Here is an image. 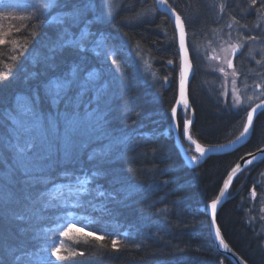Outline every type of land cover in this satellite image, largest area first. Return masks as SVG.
Listing matches in <instances>:
<instances>
[{"label":"trees","instance_id":"obj_1","mask_svg":"<svg viewBox=\"0 0 264 264\" xmlns=\"http://www.w3.org/2000/svg\"><path fill=\"white\" fill-rule=\"evenodd\" d=\"M41 2L49 8L42 9ZM169 3L184 17L196 72L200 44L226 33L241 39L251 35L257 39L245 43L235 68L239 79L264 82V0L255 6L252 0ZM0 40V153L14 159L6 173L9 182L0 189V264H26L28 248L35 247L34 224L46 222L41 209L51 197L44 188L54 169L61 170L60 179L90 178V194L80 197L97 219L92 235L77 236L60 249L66 259L59 264H233L215 246L206 209L232 166L264 146V111L244 145L209 155L197 168L198 176L185 167L174 137L166 133L177 100V35L155 0H0ZM142 61L150 63L149 73L141 70ZM49 83L61 86L58 103L72 110L68 116L61 113L75 136L63 147L47 139L57 135V125L46 119L50 94L45 96L43 88ZM209 91L195 74L189 86L192 129L205 145L225 143L245 121L219 100L215 105L210 95L219 96ZM21 99L33 107L6 113ZM78 102H87V108L74 109ZM39 117L37 124L34 118ZM29 141L37 148L21 154ZM84 145L93 147L83 150ZM105 145L93 166L82 165L81 157ZM259 170L244 185L233 183L234 195L217 215L223 238L249 264H264V178ZM108 181L114 190L104 196L100 186ZM21 210L28 213L27 223L14 218ZM106 224L116 227L114 232L104 234ZM112 236L118 238L115 251L110 250Z\"/></svg>","mask_w":264,"mask_h":264},{"label":"bare ground","instance_id":"obj_2","mask_svg":"<svg viewBox=\"0 0 264 264\" xmlns=\"http://www.w3.org/2000/svg\"><path fill=\"white\" fill-rule=\"evenodd\" d=\"M155 3H156V0H155ZM154 9H155V7H154ZM156 10L162 12L160 10L159 5L157 3H156ZM177 13H179V12H177ZM180 16L183 19L184 24H185V31H186V37H187L188 36V32H187L186 23H185V20H184L183 15L180 14ZM170 20H171V22H172V24H173V26L175 28L176 35H177V30H176V27H175V23L172 21V19H170ZM60 37H62L61 34H60V36L57 37V39H60ZM209 41H211V40H209ZM216 42H217V40H215L214 43H212V45L215 44ZM177 45H178V49H179L178 38H177ZM197 51H198L197 52V56L198 55H200L202 57L206 56V52L207 51L204 50L203 48H201V49L198 48ZM259 51H261V50L259 49ZM189 53H190L191 61L194 64V62L192 60V53H191L190 48H189ZM203 53H204V56H203ZM179 55H180V49H179ZM130 56H132V55H130ZM180 59H181V55H180ZM149 65H150V63L148 64V63L142 61L139 66H140L141 70H145L144 72L149 73V71L147 70L148 67H149ZM194 66H195V64H194ZM198 66L199 67H198V71L197 72H196V67L194 69V75H193V77L195 76V74H200V76H201L202 71H203L202 69L204 68V61L201 60V64H200V61H199L198 62ZM179 77L180 76H179V73H178V77H177L178 84H177V97H176V99H178V94H179ZM262 79H264V75H263ZM96 81H97V83H99L98 80H96ZM104 82H105V78L103 77L102 79H100L101 87H102V85H103ZM262 83H263V81L262 82L260 81V82H257V83L252 82V83L247 84L245 86L248 87V86L251 85V87H259V85H261ZM101 87H99V90L103 89ZM95 89H97V91H99L98 90V87H96ZM59 90H61V86L60 85L49 83L46 86H44V88H43V94L45 96L47 94L48 95L50 94V98L48 99V102H49L48 103V107L51 110V114H48L46 116V119H47V121L53 122V125L54 124L57 125V127L55 126V128H54V131H55V133L57 135H50V136L47 137V139L49 141H51L52 144L58 143V145L60 147H63L66 144H68V142L72 138H74L75 136H73V134H72L73 133V127L71 125H68L65 122V117H63V115L61 114L64 111V113H67V116H68V114H71V111L72 110H70L69 107H66V106L65 107H62L60 105V102L58 103V101L61 100V98L59 97V95H60ZM262 90L264 91V87H262ZM70 92H74V90H70ZM75 99L80 100L81 99V95L78 94ZM246 99H247V97L244 95L243 100H246ZM251 103H257L258 104L259 101H250V103H248L247 105H249ZM182 104H185V101H183ZM247 105L246 106H243V107H240L238 109L239 115L243 116V120L245 122H246L247 113L250 112L249 111V106H247ZM87 106H88V103L87 102H85V103L78 102L75 105H73L74 109H79L80 107H81L80 109H83V108H87ZM32 107L33 106H31V102L30 101H28L27 99H23V100L21 99L13 107H9L6 110V113H8V114L18 113L19 114V113H23V112H26V111L30 110ZM227 108H230L231 110H235L236 109V108L230 106L229 104L227 105ZM172 110H173V108H172ZM77 111H79V110H77ZM262 111H264V109L261 110V111H259V113L262 112ZM192 112H193V114L195 116V112L193 110V107H192ZM259 113H258V115H259ZM61 115H62V117H61L62 120L59 119V117ZM258 115H257V117H258ZM69 116H70V119H73L75 121V123L77 124V122H78L77 121V118L74 115H69ZM170 117H172V113H170ZM257 117H256V119H257ZM40 120H41L40 117L39 118H34V122H36L37 124L40 123L39 122ZM245 122H243V124L241 125V129H240L238 135L241 133V131H242L244 125H245ZM36 123H32V124H36ZM32 124H28V125H32ZM254 125H255V123H254ZM28 128H30V127L28 126ZM87 130H89L90 132L94 131V129H92L91 127H89ZM253 130H254V128H253ZM57 131H59V133ZM237 136H235L234 138H232L231 140H229L227 142H230L232 140H235V138H237ZM240 137H241V135H240ZM227 142H225V143H227ZM221 144H223V143H221ZM90 147H93V146L92 145H84L82 147V149L85 150V149L90 148ZM108 149L111 150V148H108ZM106 150H107V146L105 145L104 148L101 147V150L100 151H98L96 149V151H94V152H92V153H90V154H88L86 156L81 157L82 162H84V163H82V165L90 168L91 166H93V164H95L94 162L97 161V160H95V157H98L99 158L100 157L99 155L101 154V152L102 151L106 152ZM74 156H76V155H74ZM12 162H14L13 156L10 153H6L3 156V151L1 150V153H0V164H1L0 165V189H1V187H2L3 184L5 185L6 182H9V180H8L9 179L8 178L9 175L6 174V173H7V171H9V168H10L9 165L12 164ZM60 171L57 170V169H54V170L51 171L52 173H50V175L48 177L47 185L49 186V194L51 195L50 196L51 197L50 198L51 200H50V204L49 205H47V203H46V206L43 207V210L53 209V213H56V214L67 211L68 209H70V207H72V205H74L77 202V199L75 198L76 196L74 197L73 196L74 195L73 193H76V194L82 193L83 195L90 194V191L88 190L87 185H80V187H76V188L70 190L73 193H71V192L68 193V194H70L69 195L70 196V201L67 202L63 206H59L60 203L62 202L64 196H65V190H66V188L62 184L61 179L59 178V172ZM62 178H65V177H62ZM71 179L74 180V181H76V182H78L79 184H82L85 181V179H86V174H78L75 177H72ZM36 188H37L36 185H33V188L32 189L35 190ZM112 190H114V187L111 185L110 181L106 182V186L105 185H101L100 186L101 194L104 195V196L111 195L113 193ZM45 199H46V197H45ZM22 203H24V202H20L18 204L19 205H22ZM14 209H16V208H14V205L12 204V210L14 211ZM14 218L17 219V220H22V223H24V222L27 223L28 222L27 221V219H28V213L26 211H24V210L17 211V213L15 214V217ZM105 222H107V221H103L104 224H105ZM114 229H116V227H113L110 224H106V227H105L103 233L104 234H110L111 232H114ZM30 235H31V233H30ZM38 239H42V237H38ZM113 239L118 240V238L112 236V240ZM35 250L38 251V248H35ZM110 250L111 251H115V249H113L111 245H110ZM30 255H32V254H30ZM38 264H59V261L52 255V252H51L50 249H45L43 251L42 255L40 256V259L38 261Z\"/></svg>","mask_w":264,"mask_h":264},{"label":"rangeland","instance_id":"obj_3","mask_svg":"<svg viewBox=\"0 0 264 264\" xmlns=\"http://www.w3.org/2000/svg\"><path fill=\"white\" fill-rule=\"evenodd\" d=\"M86 33L87 31H85L84 34L82 33V35L85 36ZM233 35L237 37H234ZM214 40L215 39L209 42L206 41L203 44H200L198 47L199 49L203 48L204 50L207 51L206 56H204V53H203L204 57L198 55L200 64H201V60L204 61V68L202 69L203 71L201 74L202 82L206 86L208 91L210 87L211 88L210 91H213L215 94L217 93L219 96V98L217 99L211 94L210 97L212 101L215 103V100L217 102L219 100L220 103L222 102L221 104H224V107H227V105L229 104L230 106L236 108L235 110H233L236 112L238 111L240 107L246 106L248 103H250V101H261L262 98L264 97V91L262 90V87H261L264 85V82L261 85H259L260 88L251 87V85L247 87L245 85L250 84L253 81L246 82L244 81V79H237L236 75L234 74V71L232 70L233 67L229 68L227 66V61L231 60V57L233 55V49L231 46L234 44L241 43L242 39L237 34H233V33L227 34L226 33L225 37L219 36V38L217 39V42L212 45V43H214ZM85 46H86V43L83 45V48H85ZM244 46H245V43H244ZM220 69H223V71H221ZM244 95L247 97L246 100H243ZM237 97H239V99H237ZM217 102L215 103V105H218L219 107V104ZM250 105L252 104H249L247 106H250ZM182 106L183 107H181V114L183 115L184 121L190 120L191 124H193L192 121L194 118V114L191 111V106L186 105L185 107V104L184 105L182 104ZM188 106L190 109L188 108ZM187 135L188 136L191 135L192 140H194L196 144H199L205 149L212 147V145H205V144L203 145V143L195 137L192 128L190 129L188 127ZM190 142H191V145H188L187 155L191 159L193 156H196L198 157V159H200L201 155L195 150V144H193L192 141ZM200 162L198 164H200ZM199 167H200L199 165L193 166L194 169L199 168ZM253 169L254 168L252 169L247 168L246 170L241 172V174L239 175L240 178L237 180L236 184L241 185L243 183V180L245 179L251 180L252 178L251 175L246 174V171L253 170ZM227 174H229V171ZM193 175L195 174L193 173ZM263 209H264V206H263Z\"/></svg>","mask_w":264,"mask_h":264},{"label":"snow or ice","instance_id":"obj_4","mask_svg":"<svg viewBox=\"0 0 264 264\" xmlns=\"http://www.w3.org/2000/svg\"><path fill=\"white\" fill-rule=\"evenodd\" d=\"M156 3L164 8H167L168 10H170L173 15L175 16V27L176 29L178 30V44H179V49H180V52L182 53V57H181V70H180V95H181V98L183 99L184 98V91H185V83L188 79V76L191 72V61L189 59V47L187 45V42H186V31H185V24H184V21L183 19L181 18L180 14L176 12V10L172 7V5L169 3V0H156ZM256 4V0H252V5L255 6ZM40 7L44 10H47L49 8V4L48 3H44V2H41L40 4ZM223 8H224V5H220V9L221 11H223ZM261 9H264V4L261 5ZM233 20H235V18L233 17ZM232 25H229V27H231ZM244 27H247L246 25ZM257 37L256 36H251V35H248V36H243L242 37V42L241 43H238V44H234L232 45V49H233V55H235L236 51L239 50L241 47L244 46V43H246L247 41H254L256 40ZM4 43L3 40H0V44ZM12 59H16L15 56L12 57ZM113 63H116V61L114 60ZM169 64L172 63L171 60L168 61ZM257 63H261V61H257ZM227 66L229 68H232L233 67V64H232V61L231 60H228L227 61ZM221 71H223V69H220ZM235 74V73H234ZM261 87H264V86H261ZM237 99H239V97H237ZM187 105V102L185 101V107ZM264 105L262 104H258L256 105V107L252 108V110L250 112L247 113V121H246V126L244 127L243 129V132H241V136H244L245 134L248 133L249 131V128L252 126V115L253 113L256 111V108H259V107H262ZM173 115H175V109H173ZM71 124V122H70ZM191 124V121L190 120H187L185 121V127L187 128V125ZM188 139L190 141H192L193 144H195V150L201 155L203 156L205 154V152L207 150H211V149H205L204 147L200 146L199 144H196V142L194 140H192V137L191 135L188 136ZM37 148V145L31 141H29L28 143H26L24 145V147L20 148V152L21 154H25V153H31L32 151H34L35 149ZM193 160H196L198 159V157L196 156H193L192 157ZM248 163H251V161H248ZM239 167V165L237 166ZM231 176L229 177L228 179V182L225 183V188L228 187V183L231 181ZM223 192H221V196H223ZM255 195V192L253 191V196ZM219 203V200H214L212 203H211V209H212V215H213V221L215 220V210H216V206L217 204ZM72 230V226L69 225L67 226V231H62L60 233V235L64 236V235H67L68 231H71ZM216 234L217 236L219 237L220 236V229L219 227L217 226L216 228ZM89 235H92L91 233ZM96 240H103V236H96L95 237ZM220 243L227 249L228 248V245L224 243V240L223 238L220 239ZM111 246L113 249H117L118 250V241L116 239H113L111 241ZM52 251V255L56 256L57 260H64L66 259L65 256L63 255H59V252H60V247H53L51 249ZM80 255H83L82 252L79 253ZM73 256L77 255L76 252H73L72 253ZM243 264H247L246 261L243 262Z\"/></svg>","mask_w":264,"mask_h":264},{"label":"water","instance_id":"obj_5","mask_svg":"<svg viewBox=\"0 0 264 264\" xmlns=\"http://www.w3.org/2000/svg\"><path fill=\"white\" fill-rule=\"evenodd\" d=\"M159 8H160V10L163 13L167 14L170 17V19H172V21L175 23V16L173 15V13L170 10H168L167 8H164V7L160 6V5H159ZM177 35H178V30H177ZM186 42H187V37H186ZM180 55L182 57V53L181 52H180ZM189 59L191 61L190 53H189ZM191 66H192L191 67V72H190V74L188 76V79H187V81L185 83V91H184V98L183 99L181 98V95H180V84H179L178 99H177V101H176V103H175V105L173 107V109H175V115H173V110H172V120H173V130H174V134H175V138H176V145H177V147H178V149H179V151L181 153V156L186 160V162L189 165L194 166L195 164L190 161V159L188 158V156H187V154H186V152H185V150L183 148V145L181 143L180 136H179V133H178V124H177V113L179 111V108H180L182 102L186 101L187 103H189V100H188V88H189L191 79H192V77L194 75V68H193L192 62H191ZM258 104L264 105V101H261ZM258 104H256V105H258ZM256 105L254 107H256ZM262 108H264V106L256 108V111L253 113V115H252V126L249 128V131H248L247 134H245L244 136L238 137L236 140H234V141H232L230 143H227L225 145L212 146V147L206 148V149H211V150H207L205 152V154L203 155L202 161L205 158H207L209 155L227 153V152L233 151L236 148L244 145L250 139V137H251V135L253 133V128H254V123H255L256 117H257L259 111ZM183 135H184V137L186 139H188L187 135L185 134V131H183ZM262 159H264V148L261 149L260 151H257L255 153H253V154H248V155H245L244 157H242L239 160V162L235 165V167L232 169V171L229 173V175L226 177L224 182H223V185H222L221 190H220V192L218 194V197H217V199L219 200V203L216 206L215 220L214 221H213L211 204L209 205V208H208V214L210 216V222H211L212 236H213V239H214V241L216 243L217 249L219 250L220 253H222L223 255L227 256L231 260V262L234 263V264H243L244 261L233 250H231L229 247L226 249L220 243V239L222 237H221V235L218 237L217 234H216V228L218 226V224H217V215H218V212H219L220 208L222 207V205L226 201V197H227L229 186L231 185V183L234 180L235 176L244 167L248 166L249 164H251V163H253L255 161H259V160H262ZM248 161H251V163H248ZM238 165H239V167H237ZM230 176H231L232 179L228 183V187L225 188V183L228 182V179H229ZM221 192L224 193L223 196L220 195Z\"/></svg>","mask_w":264,"mask_h":264}]
</instances>
